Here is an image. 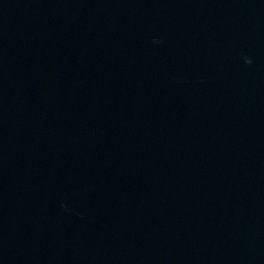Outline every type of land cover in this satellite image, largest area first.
<instances>
[{"label": "water", "instance_id": "obj_1", "mask_svg": "<svg viewBox=\"0 0 264 264\" xmlns=\"http://www.w3.org/2000/svg\"><path fill=\"white\" fill-rule=\"evenodd\" d=\"M0 264H264V0H0Z\"/></svg>", "mask_w": 264, "mask_h": 264}, {"label": "clouds", "instance_id": "obj_2", "mask_svg": "<svg viewBox=\"0 0 264 264\" xmlns=\"http://www.w3.org/2000/svg\"><path fill=\"white\" fill-rule=\"evenodd\" d=\"M250 62V61H249Z\"/></svg>", "mask_w": 264, "mask_h": 264}]
</instances>
